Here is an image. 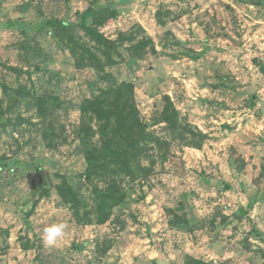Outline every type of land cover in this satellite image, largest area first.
Returning <instances> with one entry per match:
<instances>
[{"label":"rangeland","instance_id":"374dc122","mask_svg":"<svg viewBox=\"0 0 264 264\" xmlns=\"http://www.w3.org/2000/svg\"><path fill=\"white\" fill-rule=\"evenodd\" d=\"M89 5L0 0V264H264V0H100L117 13L96 30L124 56L106 73L77 67L52 24ZM122 82L153 141L137 174L88 178L82 102ZM113 179L125 201L97 223L93 190Z\"/></svg>","mask_w":264,"mask_h":264},{"label":"trees","instance_id":"16d2710c","mask_svg":"<svg viewBox=\"0 0 264 264\" xmlns=\"http://www.w3.org/2000/svg\"><path fill=\"white\" fill-rule=\"evenodd\" d=\"M98 1L100 0H90L89 7L80 15L79 24L61 21H53L52 24L59 41L73 55L77 67H91L100 73H106L107 65L117 63L118 60L124 59V56L117 40L109 39L96 30V26H100L103 21L117 13L115 9L108 7L96 9L95 5ZM87 17L92 19L91 26L85 24ZM78 25L82 28L84 37L89 38L91 42L76 31ZM148 44L146 38L142 39L135 49L139 51ZM44 112L40 111L43 116ZM162 116L172 129L180 126L167 96ZM77 132L79 146L87 162L83 175L88 178L104 174H109L112 178L119 173L132 176L137 174L140 168L139 159L148 142L153 141L137 117L133 86L125 82L102 87L98 96L82 102ZM96 135H99L104 142L101 148L90 147V139ZM57 189L63 200L71 204L77 213L81 207H85L84 202L79 200L78 194L65 180L57 186ZM43 192L48 193L47 189ZM93 194L96 199L94 208L96 221L104 223L113 214L114 207L124 203L127 193L116 179H113L104 188L96 186ZM189 259L192 264H204L201 260Z\"/></svg>","mask_w":264,"mask_h":264}]
</instances>
